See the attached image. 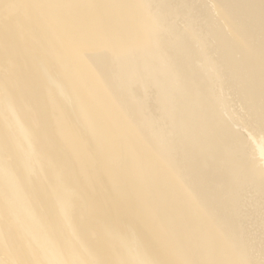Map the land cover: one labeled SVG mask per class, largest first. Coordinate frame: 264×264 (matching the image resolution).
Returning <instances> with one entry per match:
<instances>
[{"label": "bare ground", "instance_id": "obj_1", "mask_svg": "<svg viewBox=\"0 0 264 264\" xmlns=\"http://www.w3.org/2000/svg\"><path fill=\"white\" fill-rule=\"evenodd\" d=\"M214 1L234 26L235 43L253 47L243 62L225 42L213 59L193 48L196 33L150 24L146 0H0V264H145L139 253L150 264H248L246 247L229 242L239 238V188L252 182L251 191L264 193V0ZM88 5L110 36L98 63ZM162 31L169 51L157 70L148 46ZM146 70L160 100L141 89ZM216 85L233 90L232 99ZM153 102L166 105L169 122L150 140L159 158L143 168L148 190L137 183L102 189L110 171L134 173L122 133L146 132ZM233 107L242 108L237 116ZM134 114L137 123L126 119ZM87 163L100 175L93 189L82 176ZM126 177L119 179L129 184ZM9 188L33 231L8 209ZM137 209L145 214L141 233Z\"/></svg>", "mask_w": 264, "mask_h": 264}, {"label": "rangeland", "instance_id": "obj_2", "mask_svg": "<svg viewBox=\"0 0 264 264\" xmlns=\"http://www.w3.org/2000/svg\"><path fill=\"white\" fill-rule=\"evenodd\" d=\"M146 2L148 3L147 7L149 8L148 12L150 13L148 18L150 24H152L153 22L157 25L158 28L161 27L162 30H164L167 26L173 27L178 34L189 32L196 33L198 36V41L193 45V48L199 52L209 54L213 59H217L221 55V51L224 50L221 46L222 42H225L229 46H233L239 49L237 51V55H235L234 57L237 62L245 61V56L248 55L246 53H251L254 51L253 47L251 46L249 50L245 46L237 45L235 43V41L238 42V40L233 39L235 35L234 26H231L227 19L220 17L218 11L216 10L214 0H146ZM162 4H166L167 6L170 5L169 11H163L161 9ZM87 9L90 15L88 17L90 24V37L98 41L95 52V60L98 63L100 62V60H103V58L100 56V52L102 50H106L110 36L109 33L99 24V13L96 8L93 6L89 7L88 5ZM76 10L82 9L80 7L75 8L70 12L69 17L75 14ZM239 16L240 14L236 15L235 18ZM79 23L84 25L87 24L83 17ZM76 33V30L71 31L72 35H75ZM168 37L169 35L166 32L162 31L159 37L156 35L150 41V44L148 46L149 49L151 47L154 48V52L151 55V58L153 59L151 68L159 70L160 67L165 65V61L161 59V57H165L166 52L168 53L169 51V46L167 45V43H164V41L168 39ZM72 41L75 42L74 39ZM79 61L82 65V60ZM109 61L113 63L114 58L110 59ZM195 66L197 71H199L204 77L207 78L208 72L202 67V62L196 60ZM140 68H145L144 64L141 63ZM73 71H75V68H73ZM113 71L115 72V67H113ZM219 76L220 74L216 73L214 76V81L218 80ZM142 79L145 82V87L141 89H147L148 95L151 96V99L156 98L160 100L158 88L156 86L157 84L153 82V79L151 75L147 72V70L142 75ZM86 80L87 78L85 77L83 81L86 86V92L89 96L94 97L91 98L92 100H97V97H99L97 94H90V91L95 93L97 92V90L91 83ZM216 86L218 87L219 85ZM216 92L221 95L228 96L231 99L233 97L231 95L233 90H229L228 87L225 85L219 86ZM119 96L120 93H117V97ZM236 99L238 100L237 97ZM154 105H156L155 108H152L156 111V114L154 118L150 119L147 122L148 128L146 132H141L137 129H133L128 132L122 133V137L125 143L127 142L131 146L132 162L130 163L128 169L130 170V173L133 171L134 173L131 174L129 177H126L127 173L114 172L116 174L111 175L112 171H110L109 174H106V181H104L101 185L102 189L110 190L114 187L116 190V184L119 185L121 183H124L127 187V185L130 186L134 183H137L138 186L145 188V191L146 189L148 190L147 177L146 174L143 172V168L150 166L153 161L159 158L156 149L151 146L150 140L155 134H160L163 129H166L168 127L169 122L166 120V105L158 107L160 105V102L158 104L154 103ZM233 109L236 112L234 116H237L242 110V108L236 109V107H233ZM123 112L125 113L124 109ZM126 119L131 123H137L138 116L136 114L132 116L127 115ZM153 122H155V126L154 128H151L150 126ZM244 131L246 132L247 130L244 129ZM21 143H23L25 146H28L30 144L29 140H27L26 138H23ZM262 144L264 147V143ZM259 156L261 157L260 160L262 161V165L264 167V153L263 155L259 154ZM87 157L90 158V155L88 153ZM122 175L123 177H126L125 180L126 182H129V184L119 179V176ZM82 176L84 179L87 180V183L89 184L91 189H93L96 183H98L100 180L98 169L91 163H87L86 169L83 172ZM161 177L163 180L164 174ZM251 183L252 182H248L246 185H242L239 188L238 205L241 210L240 230L238 233L239 238L238 241H231L229 243L232 244V247H235L236 245H243L246 247V250L243 252V254H245V259L248 261V264H264V226H258L255 220L257 219V216L262 217V219L264 220V193L262 194L261 199L260 194L251 191ZM154 188L155 187L153 185V190ZM4 194L5 201L9 203L8 209L13 214H15V216H17L20 221L23 222L21 228L26 230V228L32 225V222H30L29 218L25 215L24 209H18L13 206L14 203H20V200L17 197L15 191L12 188H9L5 191ZM113 195L117 194L113 193ZM213 202L214 199H211L210 203ZM22 204L27 203L24 202ZM246 210H249L247 214H245ZM30 212L31 214H33V217L36 218L34 212L32 210H30ZM255 212H257V216L254 214ZM133 218L134 227L137 229L138 232L141 233L143 227L145 226V214L139 209H137ZM35 225L44 228V225L41 221H37ZM33 230L34 224L28 229V231ZM28 235L31 236L32 233L29 232ZM219 239H223V236L217 237L216 242H218ZM32 242L40 244V238L33 239ZM139 256V260H141L145 264H150L145 260L142 253H139Z\"/></svg>", "mask_w": 264, "mask_h": 264}]
</instances>
